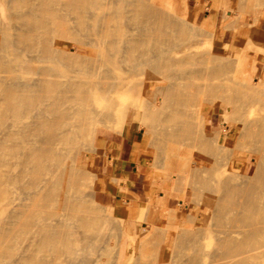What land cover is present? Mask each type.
Masks as SVG:
<instances>
[{"label":"bare ground","instance_id":"6f19581e","mask_svg":"<svg viewBox=\"0 0 264 264\" xmlns=\"http://www.w3.org/2000/svg\"><path fill=\"white\" fill-rule=\"evenodd\" d=\"M241 1L253 8V3L258 0ZM8 2L0 0V264H104L109 261L112 250L105 248V243L104 248L100 246L104 239L101 233L104 218L84 189L89 177L86 165L94 170L97 158L86 156V165L81 161L68 165V161L73 158L70 151L77 143L94 141L96 127L93 124L114 119L115 112V115L122 113L123 120L132 114L143 116L139 127L146 128V134L150 129L156 131L153 144L163 155L162 159L159 155L158 160L170 163L172 170L161 177L156 170L159 162L147 165L148 205L139 202L138 196L129 191L123 174L121 180L118 178L117 192L123 195L125 204L119 209L107 207L106 212L121 214L124 211L132 217L157 205L165 206L171 196L183 197L176 194L178 187L176 193L170 192L163 183L174 179L187 180L189 176L195 188L218 192L211 198L213 208L203 213V220L212 216L211 222L215 221L218 226L216 233L213 232L212 246L202 247L204 243L201 244L199 239L202 240L200 237L204 233L200 236L199 229L168 233L163 227L165 230L161 231L162 228L153 238L141 239L137 253L140 264H264V117L258 118L260 113L255 116V110H250L248 117L241 119L236 138L239 145L234 143L231 157V153L224 149L226 141L219 138V145H215L214 138L212 140L205 131L199 111L201 103H197L198 110L189 111L195 97L203 98L202 93L208 95L207 101L210 97L211 101L217 97L229 102L234 110L227 103L220 105L226 116L239 111L235 99H238L239 91L244 90L243 82L250 80L252 66L243 67L241 63L242 67L234 70L235 80L232 82L230 75L233 73L228 72L232 63L222 59L223 52L203 55L202 44L193 41L188 27L185 29L179 22L175 14L179 0H156L155 3L151 0H93L100 11L91 10L88 0H67L65 3L58 0H13L15 7L22 8L13 15L20 21L18 26L7 22L5 3ZM224 5L227 8L226 1ZM64 12H94L89 16L93 25L83 35L88 39L87 44L102 49L97 53L86 50L91 56L88 58L92 59L91 65L84 59L85 63H79L71 53L75 47L70 48L56 40L68 37L73 30V27L57 28L60 23L64 26ZM242 12L238 15L247 13ZM60 17L59 23L57 18ZM73 22L78 26L84 25L85 20L81 16L79 20L74 18ZM209 22L213 21L209 19ZM175 34L178 41L173 42L170 36ZM260 35L257 33L253 42ZM186 55L188 59H185ZM46 61L63 64L64 70L39 64ZM121 63L126 67L122 68ZM146 72L157 76L151 80L149 91L143 92L141 88L145 80L136 76ZM127 88L132 92L122 91ZM230 89L236 94L227 93ZM250 90L247 95L251 97L248 98L254 100L259 92L255 86ZM262 104L259 106L261 110ZM252 107L254 109V105ZM203 109L213 110L212 107ZM236 126L232 123L230 127L235 129ZM124 135L132 138L134 133L125 132ZM246 137L249 150L253 152L252 158L237 151L241 148L239 138ZM144 138L143 143L135 144L138 155L144 154L147 148L148 137ZM150 141L149 145L152 144ZM185 142L197 146L199 151L201 148L204 154L206 150L218 148L219 155L212 154L214 160L234 159L230 161V171L234 173L238 167L237 158L242 156L244 168L239 174L240 179L233 174L212 177L213 166L202 155L191 160V150L181 148ZM190 147L193 149L192 145ZM253 161L256 169L250 174ZM158 189L166 191L157 197ZM98 200L101 202L99 195ZM173 218L178 226L177 215ZM202 228L205 230L206 227ZM124 235L122 238L120 235L117 245H111L118 250L113 264L124 263L132 253L134 243Z\"/></svg>","mask_w":264,"mask_h":264},{"label":"rangeland","instance_id":"374dc122","mask_svg":"<svg viewBox=\"0 0 264 264\" xmlns=\"http://www.w3.org/2000/svg\"><path fill=\"white\" fill-rule=\"evenodd\" d=\"M6 1L7 2L9 1L8 2L9 5H8V3H5V13L7 15V18H6L7 22L9 23V25H12V26L20 25V21L18 19H15L13 15L15 13L20 12V10L22 8L18 9L17 7H15L13 5V2H12L13 0H5V2ZM66 1L67 0H58L59 3H65ZM90 1H91V3H90ZM192 1L193 0H179L178 10L175 14L177 15V18H178L179 22L181 23V25L185 29H187V27H188L187 30L189 31V33L191 32L190 35L193 34V35H191L192 40L197 41L200 45L204 44L203 46L201 45V47H200V48H203V51H204L203 55L206 54L207 52L216 53L217 51H222L223 52L222 59L224 61L232 63L231 69L228 70L229 73H233V75H230L232 82L235 80L234 79V70L236 68H240V67H242V65H243V67L250 65L253 68V72L251 71L249 73V77H251L250 80L243 82L245 84V85H243L244 90L241 92L239 91V93L236 97L238 99H235L237 101V103H239V104H237V103H234V104L237 105L236 107L238 109H240L239 110L240 112L238 110H235V111L229 113L230 116H226L227 114H225L224 111L221 110L220 105H225L226 103H227L226 105H230L229 102L225 103V99H223V98L220 99V98L213 97V96H212L213 97L212 101H211V97H210V99L208 98V101H207L206 98L208 97V95H205L203 93H202L203 98L198 96L196 99V97H195V101L191 104L190 109H189V111L190 110L196 111L199 109V106H200L201 109L199 111L202 113L201 122H203L202 125L205 128V131H207L209 136H211L212 140L214 138L213 143H215V145H219V142H218L219 138L221 140H225L226 141V147L224 149L229 151V154H230L232 152L231 149L234 147V143H237L236 145H239L236 138H237L238 132L241 128V121H242L241 119L243 117L247 118L250 110H253V111L255 110L253 112L255 114V116L257 113H260V115L258 114V116H257L258 118L264 117V113H263L264 112V106H263L262 110L260 109L261 104H262V103H260V101L261 102L264 101V99H263L264 98V34H261L259 39L255 42H253V39L255 38V35L257 34L259 24L264 19V0H258L257 2L253 3V8H251L252 5L251 6L246 5L241 0H225L227 8L225 7V5H224L225 1L223 2V0H215L213 2H208L207 0H204L202 4L197 5V8H207L209 11V12H207V14L217 13L218 15L216 17L201 16V18L199 20H195L194 15L191 12L193 9L192 8ZM151 2L155 3L156 0H151ZM221 2H223V4ZM80 3H82V2H80ZM88 3L91 5L90 6L91 10L95 11L97 9L96 5L93 3V0H88ZM254 7H256V9H254ZM247 8L249 11L247 10ZM244 9L246 11H244ZM259 9H261V10H259ZM233 10L235 12H233ZM236 10H238V11H236ZM257 10H259L260 13ZM97 11H100V9H97ZM241 12L242 13L247 12L248 15H247V13L243 14L242 16L238 15V13L241 14ZM64 13H65V15L62 16V22H63L62 24L64 26H62L61 23L59 22L61 20V17H60V18H57V19H59V20H57V22L60 23V24H58L59 27H57V28H59V29L62 28L65 30V29H72V27H73V30L69 34L68 37H60V38H57L56 40L63 42L64 44H66L70 48L75 47L74 51L71 53L77 57V61H79V63L80 62L85 63L87 61L86 63L88 65H91V63H93V62L91 61L92 59L88 60V58H90L91 56L88 53H86V50L90 49L93 52L97 53L102 49L100 47H97L96 45L87 44L88 39L85 35H83V33L86 34V29L89 26L93 25V20L90 17L94 12H64ZM235 13L237 15H235ZM81 16H83V18L85 20L84 25H78V26L75 25V23L73 22L74 18L76 20H79V18ZM72 17H73V19H72ZM241 18H242V20H240ZM209 19H210V21L212 20L213 22L210 23ZM246 19H248V20H246ZM11 20H12V22H10ZM64 22H66V23H64ZM87 23H89V24L87 25ZM209 23H210V25H209ZM211 24L214 27L213 26L211 27ZM239 24H240V26H239ZM65 26H66V28H65ZM133 29H135V28H133ZM199 32H202L203 34H200ZM197 33L201 36L199 37V35H197ZM204 33H205V36H204ZM207 34H208V38H207ZM175 35L170 36V39L173 42L178 41V39L176 38L177 34H175ZM203 36L206 38H203ZM251 36H252V38H251ZM201 37L203 38V40H205L204 43H203V40ZM7 44L10 45V42L8 41ZM73 44H74V46H73ZM205 46H206V48H205ZM206 49H207V51H206ZM227 52H228V54H227ZM26 54H27V52H25V54H24L25 57H27ZM180 54L184 55L183 52H181ZM226 54H227V56H226ZM229 55H231L232 57H230ZM188 58H189V56L186 55L185 59H188ZM197 58H199V56ZM83 59L85 60V62ZM241 59H244V61L246 59V62H244L243 60H242L243 61L242 62ZM231 60H233V61H231ZM251 60H253V61L251 62ZM89 62H90V64H89ZM233 63L235 65H233ZM241 63H242V65H240ZM39 64L51 65V66L60 68L62 70H64V67H65L63 64L52 63L50 61L39 62ZM120 66L122 68L126 67V65L124 63H121ZM115 69L118 71V69L116 67H115ZM156 76L157 75L152 74L150 72H146V73H143V74L136 76L137 78L145 80L143 88H141L143 90V92L149 91L150 86L152 85L151 80L153 78H155ZM236 80L238 81L237 78H236ZM254 86L257 88L259 95L257 97H255V99L253 100L252 98H248V96L249 97H251V96L247 95V92L251 91L250 89ZM122 91L126 92V93L132 92V90L128 89V88L123 89ZM135 91L138 92L137 90H135ZM229 92L236 94L235 90L233 91L232 89L227 91V93H229ZM243 95H244V97H243ZM240 96H242V97H240ZM243 98H244V100L242 102ZM247 98H248L247 102L248 103L250 102L249 103L250 106L246 105L247 102L245 99H247ZM199 99H201V100L203 99V100L200 101ZM239 99H240V101H239ZM249 99H251L252 102ZM257 99H259V102H257ZM197 103L198 104L201 103V104L198 106ZM253 105H254V109L252 107ZM262 105H264V102ZM231 106L232 105H230V107ZM205 107H212L213 108L212 112H209L206 110L204 111L203 108H205ZM241 108H242V110H241ZM231 110H234L233 106L231 107ZM236 112H237V114H236ZM115 114H117V112H115ZM115 114H113V116L116 118V120L114 121L115 118L113 119V117H112L113 122H112V119H110V120H107L104 122L94 123L93 125L96 127L94 141L92 142L90 140H84V141L81 140L79 143H77L76 148H74L70 151L71 152L70 156L73 158H71L68 161V165H69L71 163L76 164L79 161L84 163L86 156H88V155H91V156L97 158L96 167L94 170L87 167V165H86L87 163L85 162L87 173L89 174V177H88V179H86V181L89 184L85 181L84 189L86 190V193H88L90 195V199L93 202H95V204L97 205V208L99 210V213L104 218V220L101 223V226H102L101 233H102V235H104L103 236L104 239H102L100 241V244L102 243V245H100V246H102L103 248L105 246V248L111 249L112 251H110V250L109 251L111 252V254H113L112 257L109 259V261L104 262V264L115 263L114 254L116 256L118 250H117L116 246H115V248H112L111 245H117L118 241L123 237V233H125L124 237L127 238L128 240H130V242L134 243V245L132 248V253L129 254V256L125 259L124 263H122V264H130L131 262H132V264H137V263L140 264V260L137 258V253H138L139 248H140L141 239L148 237V236L153 238V235H155L157 232H159L163 227H166L165 228L166 230L163 228V230H161V231L165 230V232H168V233L169 232H175L176 230L181 231V230L190 229L189 231H191V230L194 231V230L199 229L200 233H201L200 236L204 233L202 235V237H200V238H202V240L199 239V242L201 244L204 243L202 245V247L208 248V247L212 246L211 244L213 243V237L215 235L213 232L216 231L218 226L216 225L215 221L211 222V220L214 219L212 216L205 217V220H203V215H204L203 213H205V211H207V210L209 211L213 208V206H212L213 202H212L211 198L213 196H215L216 194H218V192L217 191H209L207 189H199L197 187L195 188L192 181L190 182V180H191L190 176L187 177L188 181L186 179L185 180L184 179H174L173 182H171V180H170L169 182L163 183L164 185H167L166 190L170 191V192L176 193V191H177L176 188L178 187L179 191L176 194L181 195L183 198H179L177 196H171L169 198V201L167 202V204L165 206L164 205L160 206L161 205L160 204V205H157L156 207H152V209L150 211L146 212L148 214H146V213L141 214V215L136 214V215H133L132 217H129L127 215V213L124 211H122L121 214L114 213L113 211H110V210H109V212L105 211V209L106 210L108 209L107 207H109V208L113 207V208L119 209V207H122V205L125 204V198L123 197V195H121L119 192H117V186L119 185L118 178H120V180H121V177L123 174H125V176H126L127 182L125 185L128 187L129 191L135 193L138 196L139 202H143L144 205H148L149 199H148V195H147V187H146V180H145L146 173L149 169L147 165L149 163H152V162H159L160 163L163 161V160H160V161L158 160V158H160L159 157L160 152H159L157 146H155L156 144L155 143L153 144V142H154L153 138H154L156 131L153 129H150L148 131V134H146V128L139 127V122L142 119L144 120V118L141 114H132L131 116L128 117V119H124V120H126L125 122L123 120L124 115H122V113L118 112V115H115ZM224 116H225V120H224ZM235 116H237V117L235 118ZM226 119H228L229 121ZM230 119H232V120H230ZM121 120H123V121H121ZM109 123L111 124L110 126H109ZM232 123H235L237 125L235 129H232L230 127ZM220 127H222L223 129ZM131 131H133V133H134L132 138L126 137L124 135L125 132L130 133ZM152 135H153V137H152ZM213 135H215V136H213ZM144 136L148 137L147 148L145 149L144 154L138 155L139 151H138V149H135V144L139 145V144L143 143L144 139H145ZM150 139L152 141H150ZM246 140L248 141V137L239 138V142L241 143V148H239V150H237V151H240L243 155L248 154L249 157L252 158L253 152L251 150H249L250 148H249ZM149 141L152 144L149 145ZM216 142L218 144H216ZM187 144H188V146H187ZM190 145H192L193 149H191ZM190 145H189V143L185 142L181 146V148L189 150V151L191 150V154H190L191 160H193V158H197L198 155L204 156L205 161L209 162L210 165L213 166L212 174L214 176H212V177H214L216 179V178L222 177L226 174L227 175L233 174L236 178L240 179L239 174L241 172H243V168H244V165H243L244 159L242 156L237 158V161H238L237 166L238 167L234 173V172L230 171L231 170V168H230L231 162L230 161H234V159L214 160L215 156L213 157V155H214L213 153H215L216 156L219 155L218 148H217V150L214 149L213 151L211 149L206 150V152L204 154L203 151L201 152V148L199 151V148L197 146H195L191 143H190ZM78 154H79V156H78ZM160 156L162 159L163 155H160ZM230 156L233 157L232 153ZM110 161H111V164H110ZM159 163H158V165H160V166L158 168H156V170L159 172L161 177L162 176L164 177L166 175V173L168 174V170L169 171L172 170V166L170 163L167 164L166 162H162V164H159ZM163 163H164V165H163ZM173 169H174V167H173ZM255 169H256V165L254 162L251 165L250 174H253ZM93 175H94V177H93ZM101 179H103V182ZM162 179L163 178H161V180ZM180 181H183V182L185 181V182L183 184V182L181 183ZM179 182H180V184H178ZM187 183H189V184L187 185ZM89 185L92 187V190H91ZM175 185H176V187H175ZM179 185H181L180 188H179ZM180 189H182V190H180ZM166 190L165 189H163V190L158 189L156 191V194L158 196L157 195L156 196L159 197V194L163 191L165 193ZM194 190H197V193H195L196 191H194ZM194 193L196 195H194ZM198 194L200 196H197ZM98 195L101 198V202H99V200H98ZM96 196H97V198H96ZM192 197H195V199ZM127 198L132 199L130 196H127ZM172 210L173 211L175 210V211L173 212ZM103 212H104V216H103ZM105 212H106V214H105ZM175 215H177L178 224H179L178 226H176L174 223L175 220L173 217ZM193 215L195 217L197 215L198 217L195 218ZM191 216H193L195 219L193 218V220H192ZM143 219H145L147 222ZM112 220H113V222H112ZM120 221H122V222H120ZM199 222H200V224H199ZM210 222L212 223V225ZM201 224H202V226H201ZM207 225L209 227H207ZM116 226L118 227L117 231L120 234H118V232L115 231ZM173 227H178V228L175 229ZM202 227H204V228L206 227L205 230ZM103 228H104V230H103ZM201 229H203V230H201ZM110 230H111V232H108ZM143 233L147 234V236L144 235ZM120 235H121V238H119ZM150 235H152V236H150ZM210 235H211V237H210ZM103 240H105V241L103 242ZM103 244H104V246H103ZM134 260H136V261H134Z\"/></svg>","mask_w":264,"mask_h":264},{"label":"crops","instance_id":"0c3cea01","mask_svg":"<svg viewBox=\"0 0 264 264\" xmlns=\"http://www.w3.org/2000/svg\"><path fill=\"white\" fill-rule=\"evenodd\" d=\"M204 0H193L192 1V14L194 15L195 20H199L201 18V16H206V17H216L218 14H207L208 9L207 8H197L198 4H202ZM208 2H213L215 0H207ZM257 33H261L264 34V19L261 21V23L259 24Z\"/></svg>","mask_w":264,"mask_h":264}]
</instances>
